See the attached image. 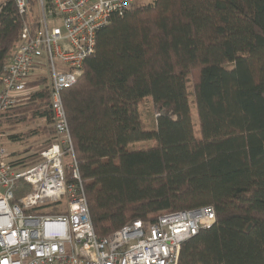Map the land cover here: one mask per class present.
<instances>
[{
	"label": "trees",
	"instance_id": "trees-1",
	"mask_svg": "<svg viewBox=\"0 0 264 264\" xmlns=\"http://www.w3.org/2000/svg\"><path fill=\"white\" fill-rule=\"evenodd\" d=\"M27 15L15 0L0 5V77L24 25L38 24ZM45 83H34L41 90L0 115V128L53 124ZM148 97L154 130L141 117ZM63 102L99 239L134 221L213 207L214 223L183 243L178 264H264V0L135 4L98 33ZM150 140L152 148L129 149ZM29 191L17 183L15 200Z\"/></svg>",
	"mask_w": 264,
	"mask_h": 264
},
{
	"label": "built area",
	"instance_id": "built-area-1",
	"mask_svg": "<svg viewBox=\"0 0 264 264\" xmlns=\"http://www.w3.org/2000/svg\"><path fill=\"white\" fill-rule=\"evenodd\" d=\"M15 1L26 14V0ZM138 1L40 0L37 26L24 25L0 77V115L41 90L30 85L35 76L46 77L55 133L25 168L14 165L0 134V264H178L183 243L214 223V208L203 207L134 221L104 239L95 233L63 92L83 74L98 33ZM19 182L30 191L15 200Z\"/></svg>",
	"mask_w": 264,
	"mask_h": 264
},
{
	"label": "rangeland",
	"instance_id": "rangeland-1",
	"mask_svg": "<svg viewBox=\"0 0 264 264\" xmlns=\"http://www.w3.org/2000/svg\"><path fill=\"white\" fill-rule=\"evenodd\" d=\"M153 1L154 0H139L138 3L140 5L150 4ZM5 2L6 0H0V5ZM26 5L28 6L27 22L32 23L33 21L38 20L40 13V0H36L35 5L33 6L28 3V0H26ZM39 73H43V71ZM37 76L33 78L34 80L31 83L32 87L35 86L34 83H37L43 79H37ZM192 100L193 96H191V101ZM191 105V118L194 126V132L196 137H200L198 113L195 105L193 103ZM141 117L143 125L146 129L154 130L156 128L155 107L152 103L151 97L146 98V100L143 101V103L141 104ZM12 131H8L4 127L0 128V134L2 135L1 142L3 143L4 147L8 150L12 159L14 160L34 156L40 157L41 152L45 150L53 142L54 139L53 126L51 124H47L46 120H36L33 123L30 122V124L28 122L18 124ZM9 133L22 134L23 139L20 142H12L8 139ZM155 144V140L139 142L130 145L129 149L130 151L145 150L154 147ZM38 159L39 158H37L36 160L29 161L28 164L24 166V168L33 166L38 161Z\"/></svg>",
	"mask_w": 264,
	"mask_h": 264
}]
</instances>
